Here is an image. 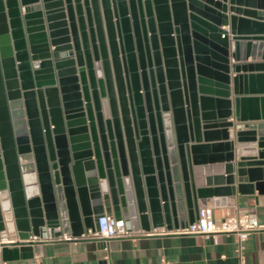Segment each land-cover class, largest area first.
<instances>
[{
  "label": "water",
  "instance_id": "obj_1",
  "mask_svg": "<svg viewBox=\"0 0 264 264\" xmlns=\"http://www.w3.org/2000/svg\"><path fill=\"white\" fill-rule=\"evenodd\" d=\"M257 1L0 0L4 261L46 226L179 229L264 192Z\"/></svg>",
  "mask_w": 264,
  "mask_h": 264
},
{
  "label": "crops",
  "instance_id": "obj_2",
  "mask_svg": "<svg viewBox=\"0 0 264 264\" xmlns=\"http://www.w3.org/2000/svg\"><path fill=\"white\" fill-rule=\"evenodd\" d=\"M250 9L264 12V3L257 1ZM223 28L229 30V26ZM261 58V63H264V54ZM247 62H252L251 57ZM253 71L264 74V67L254 68ZM231 75L234 76L235 73L232 72ZM223 176L226 178V174ZM237 184L236 175L235 185ZM220 198L225 201L223 204L216 208L209 207L214 210L217 220L230 213L253 214L264 222V192L254 189L252 193L242 194L236 189L233 196L224 195ZM231 199L234 200L233 205L228 204ZM156 228L169 230L166 226ZM156 228L153 227L150 231L134 229L140 234L113 238L107 243L102 239H83L77 243L72 240L38 243L31 245L32 251L25 249L18 256L5 261L8 264H31L33 257L38 256L42 264H164L163 260L166 264H238L240 242L236 234H220L218 242H215L200 234H149ZM242 249L247 264H264V233L252 234L242 243ZM2 261L4 260L0 253V263Z\"/></svg>",
  "mask_w": 264,
  "mask_h": 264
},
{
  "label": "built area",
  "instance_id": "obj_3",
  "mask_svg": "<svg viewBox=\"0 0 264 264\" xmlns=\"http://www.w3.org/2000/svg\"><path fill=\"white\" fill-rule=\"evenodd\" d=\"M98 230L88 229L80 236H72L68 233H59L52 227H44L40 235H32L28 239L18 240L19 245H36L38 243L58 241V240H72L77 243L83 239H102L106 243L113 238L132 237L139 235L132 227L129 220L125 218H117L112 214L105 213L98 218ZM176 232L179 234H200L207 238H212L218 242L220 234H236L239 238L240 247L238 255V264H247L246 257L243 253L242 243L245 242L252 234L256 232L264 233V222L260 221L253 214H230L227 213L221 220H217L214 210L209 207L201 208L198 212V217L193 223L188 224L182 229L171 231L166 229H154L149 234H169ZM15 240L10 238H2L0 240V253L4 245H12ZM106 251L109 252L106 247ZM108 258V255L106 256ZM166 264V261L163 260ZM0 264H8L2 261ZM31 264H42L38 256L33 257Z\"/></svg>",
  "mask_w": 264,
  "mask_h": 264
}]
</instances>
